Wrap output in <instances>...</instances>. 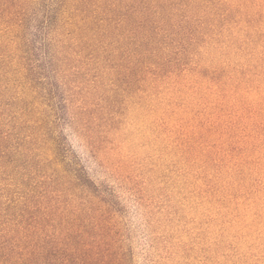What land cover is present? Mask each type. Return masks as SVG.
Segmentation results:
<instances>
[{"label":"rangeland","instance_id":"374dc122","mask_svg":"<svg viewBox=\"0 0 264 264\" xmlns=\"http://www.w3.org/2000/svg\"><path fill=\"white\" fill-rule=\"evenodd\" d=\"M0 264H264V0H0Z\"/></svg>","mask_w":264,"mask_h":264}]
</instances>
